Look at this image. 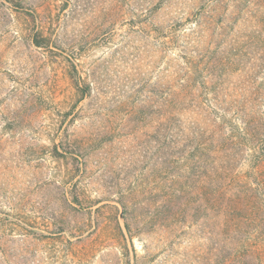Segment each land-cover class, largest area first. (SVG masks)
<instances>
[{"label":"rangeland","instance_id":"obj_1","mask_svg":"<svg viewBox=\"0 0 264 264\" xmlns=\"http://www.w3.org/2000/svg\"><path fill=\"white\" fill-rule=\"evenodd\" d=\"M17 1L36 20L0 0V264H220L198 202L173 216L168 100L189 55L248 49L256 0Z\"/></svg>","mask_w":264,"mask_h":264},{"label":"trees","instance_id":"obj_2","mask_svg":"<svg viewBox=\"0 0 264 264\" xmlns=\"http://www.w3.org/2000/svg\"><path fill=\"white\" fill-rule=\"evenodd\" d=\"M8 2L35 23L21 1ZM242 6L239 1L235 8ZM248 6V49L238 42L231 51L189 55L186 77L168 100L169 191L178 207L173 216L181 205L198 202L201 217L217 231L220 264H245L264 239V0ZM33 42L50 46L39 32ZM244 58L252 59L248 68ZM73 81L82 97L90 92ZM54 154L64 156L58 148Z\"/></svg>","mask_w":264,"mask_h":264}]
</instances>
